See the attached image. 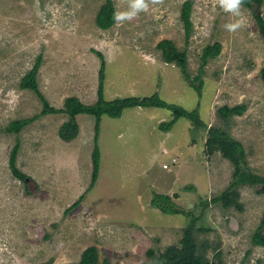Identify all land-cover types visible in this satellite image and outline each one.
Masks as SVG:
<instances>
[{
    "label": "rangeland",
    "instance_id": "1",
    "mask_svg": "<svg viewBox=\"0 0 264 264\" xmlns=\"http://www.w3.org/2000/svg\"><path fill=\"white\" fill-rule=\"evenodd\" d=\"M183 1L164 0L130 21H114L102 29L95 15L104 0H0V264H75L90 245L97 248L98 264L103 259L149 264L147 250L158 253L177 244L189 219L151 207L153 191L175 192L177 205L201 214L197 226L205 229L196 233L197 240L206 245L209 258L219 252L214 264H264V245L251 241L264 212L260 184L236 186L241 209H224L211 200L232 181L234 164L219 151L209 153L206 129H193L187 118L179 117L164 131L159 123L172 117L166 108L135 106L119 117L102 114L98 177L89 190L92 114L75 115L78 133L69 140L57 134L67 119L62 112L39 114L17 134L2 130L9 121L41 109L37 95L18 85L38 55L39 89L51 105L61 107L70 95L95 102L98 50L105 62L106 100L157 91L167 102L197 107L207 127H220L241 143L243 169L264 177V84L259 72L264 39L254 8L242 4L245 26L229 33L224 25L236 17L216 0H192V30L185 39ZM113 3L115 12L128 8L127 0ZM254 6L264 20V0ZM161 39L185 52L190 79L201 68L200 96L181 67L162 58L156 47ZM215 41L220 43L218 54L201 64L202 48ZM225 104L245 108L223 119L218 109ZM16 137V166L26 174V185L8 165ZM203 199H210L205 208Z\"/></svg>",
    "mask_w": 264,
    "mask_h": 264
},
{
    "label": "trees",
    "instance_id": "2",
    "mask_svg": "<svg viewBox=\"0 0 264 264\" xmlns=\"http://www.w3.org/2000/svg\"><path fill=\"white\" fill-rule=\"evenodd\" d=\"M262 0H244L243 5L248 8H253L255 3H261ZM192 0H184L181 4L180 19L182 20L185 39L190 36L192 30L191 15ZM115 7L113 0H104L100 5L95 15V23L99 28L106 29L113 23V13ZM254 18L258 24L260 34L264 39V20L258 13L253 12ZM156 47L160 50L162 58L166 62H175L180 67L184 74V77L188 80L190 86L195 88L197 94L201 95L202 77L201 68L199 73L194 78L190 79L188 72L186 71V54L184 51H180L169 39H161ZM220 50V43L215 41L212 44H206L201 50V64H205L210 57H214ZM100 57V66L98 69V84H97V99L95 102L87 104L82 102L77 96L70 95L64 98L61 107L51 105L44 94L39 89L38 84V70L41 64V57L38 55L33 65L20 77L19 87L32 90L41 101V109L38 114L31 117L13 119L6 124L2 129L7 133L17 134L21 129L30 123L39 114L58 113L62 112L67 115V119L63 121L58 127L57 134L61 139L69 140L77 136L78 123L75 115L78 113H88L95 117L94 121V137L93 148L91 151L92 170L90 182L87 190L91 189L98 177L100 151L97 144V137L99 131V123L102 114H107L111 117H119L122 114L123 109L128 107H160L170 110L172 117L169 120L161 121L158 125L159 129L168 131L176 122L179 117H185L192 123L193 129H206L207 137L205 138V145L207 151L212 153L219 151L224 157L231 160L234 164V170L232 172V181L227 188L223 190L217 196L211 198L213 201H220L224 209H241L242 204L238 201V191L236 186L241 183L257 184L260 186L257 191L264 194V177L257 174H253L249 170L243 169L241 166L243 158V148L239 141L229 137V135L223 131L220 127H207L205 122L200 118L197 107L193 109H186L179 104L167 102L161 98L157 91L142 96H125L115 97L110 100H106L103 96V86L105 78V62L102 53L95 50ZM260 77L264 84V66L260 69ZM244 104H236L233 106L222 105L218 109V114L224 119L231 114H242L244 111ZM194 141V138H193ZM20 147L19 138H15V141L10 149L8 156V165L11 173L25 185L26 174L19 170L16 166V156ZM186 189H192V186H185ZM82 194L79 198L67 209L68 211L78 205ZM177 196L175 192L172 194L160 193L153 191L152 197L149 201L151 207H155L160 211L168 214L181 213L188 216L187 224L182 228L181 236L177 244H171L166 246L162 251L155 253L153 248L147 250V254L150 257L149 264H214V259L219 255V252H215L212 258L206 255V245L197 240L196 233L204 230V227L197 226V220L201 214H195L193 210H186L174 202V198ZM209 200L203 199L200 204L203 208L207 207ZM264 227V212L259 220L256 230L251 235V241L254 244L264 245V233L262 228ZM215 249L217 246H212ZM46 264V263H39ZM75 264H98L97 248L94 245L87 246L81 251L79 260ZM102 264H111L106 259H103ZM121 264V263H115Z\"/></svg>",
    "mask_w": 264,
    "mask_h": 264
},
{
    "label": "clouds",
    "instance_id": "3",
    "mask_svg": "<svg viewBox=\"0 0 264 264\" xmlns=\"http://www.w3.org/2000/svg\"><path fill=\"white\" fill-rule=\"evenodd\" d=\"M163 3L164 0H127V10L114 12L113 20L118 24H122L125 21L134 19L141 12H147L150 6L161 5ZM216 3L224 12L230 13L233 17L237 18L234 21L228 22L224 25L226 31L229 33H234L245 26V20L241 14V7L244 3V0H216ZM171 161L173 162L176 160L174 157H172Z\"/></svg>",
    "mask_w": 264,
    "mask_h": 264
},
{
    "label": "water",
    "instance_id": "4",
    "mask_svg": "<svg viewBox=\"0 0 264 264\" xmlns=\"http://www.w3.org/2000/svg\"><path fill=\"white\" fill-rule=\"evenodd\" d=\"M255 4H257V3H255ZM253 8H254L255 12L258 13V11H257L258 8L256 6H253Z\"/></svg>",
    "mask_w": 264,
    "mask_h": 264
},
{
    "label": "built area",
    "instance_id": "5",
    "mask_svg": "<svg viewBox=\"0 0 264 264\" xmlns=\"http://www.w3.org/2000/svg\"><path fill=\"white\" fill-rule=\"evenodd\" d=\"M172 160H174V159H172ZM163 166L165 167V166H166V164H163Z\"/></svg>",
    "mask_w": 264,
    "mask_h": 264
},
{
    "label": "crops",
    "instance_id": "6",
    "mask_svg": "<svg viewBox=\"0 0 264 264\" xmlns=\"http://www.w3.org/2000/svg\"><path fill=\"white\" fill-rule=\"evenodd\" d=\"M173 162H174V161H173ZM166 167H167V166H166ZM166 167H165V168H166Z\"/></svg>",
    "mask_w": 264,
    "mask_h": 264
}]
</instances>
